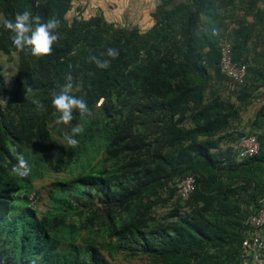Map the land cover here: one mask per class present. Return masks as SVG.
Returning <instances> with one entry per match:
<instances>
[{"label": "trees", "instance_id": "16d2710c", "mask_svg": "<svg viewBox=\"0 0 264 264\" xmlns=\"http://www.w3.org/2000/svg\"><path fill=\"white\" fill-rule=\"evenodd\" d=\"M72 1L0 0L4 18L27 10L41 22L60 20L52 53L41 58L17 49L0 24V51L18 55L11 90L0 68V264H113L98 237L152 264H243V207L254 202L252 214L264 200V134H255L260 147L252 157L238 158L239 138L231 156L218 147L254 102L255 120L264 118V61H247L257 48L254 32L264 28V0H169L146 30L100 14L68 18ZM228 17L236 29L227 28ZM225 40L234 61L247 65L235 102L218 90L229 82L219 69ZM110 47L119 52L114 60ZM93 55L110 67L97 68ZM68 75L71 95L90 111L61 124L69 135L76 124L83 128L75 148L48 129L59 116L51 93ZM18 153L30 165L27 177L13 172ZM45 169L70 177L52 183L38 214L31 188ZM189 174L197 187L181 200L176 187ZM159 203L170 210L162 221L151 214Z\"/></svg>", "mask_w": 264, "mask_h": 264}, {"label": "rangeland", "instance_id": "374dc122", "mask_svg": "<svg viewBox=\"0 0 264 264\" xmlns=\"http://www.w3.org/2000/svg\"><path fill=\"white\" fill-rule=\"evenodd\" d=\"M237 12L235 11V14ZM242 12H238L240 18H242ZM102 15V14H101ZM1 16V15H0ZM103 16V15H102ZM71 18V16H68ZM248 21H251V17H248ZM227 28L229 30L236 29L238 23L234 22L233 19L229 17L226 19ZM257 33V35H255ZM253 43L257 44V48L251 50V54L247 59L249 66L254 61H257L261 58V61H264V28L258 27L256 32L253 34ZM18 63V55L17 52H11L10 54H4L0 51V68L1 73L6 80V86L9 90L13 87V81L16 75V66ZM249 80L247 79V82ZM221 83V82H220ZM219 83V84H220ZM219 93L223 100H228L235 102V97L238 88L234 87L231 83L224 84L223 86L218 87ZM6 98V97H5ZM5 98L2 99L4 103ZM99 105V104H98ZM258 107V101L254 102L250 107L245 109L239 120L237 121V125L233 128H229L221 133V138L219 140L218 149L225 153L226 156H231L235 152V146L237 139L244 134L254 133V134H264V118L255 120V111ZM57 118L51 119L48 124V129L51 135L60 141L63 144H67L65 140L66 132L62 129L61 124H57ZM217 152V150H215ZM80 162L75 165H71L70 170L73 173H76L80 170L79 167ZM43 175L40 178H37L32 183V190L37 192V201L35 204V209L38 214L43 213L48 206V193L51 189L52 183L64 178H69L70 175H67L65 170H53V169H45L42 171ZM33 197V193L29 195V199ZM36 197V196H35ZM255 203L252 202L249 206L243 207V214L248 217V215L254 210ZM97 208V206H96ZM151 214L158 221L165 220L169 217L170 210L167 204L159 203L155 205L151 209ZM112 242L109 239L98 237L96 239V243L102 254L113 264H152L151 259L143 256L139 253L131 254L126 250L114 251L112 250ZM243 259V258H242ZM246 259L244 257V261L246 263Z\"/></svg>", "mask_w": 264, "mask_h": 264}, {"label": "clouds", "instance_id": "9594fccd", "mask_svg": "<svg viewBox=\"0 0 264 264\" xmlns=\"http://www.w3.org/2000/svg\"><path fill=\"white\" fill-rule=\"evenodd\" d=\"M0 24L12 32L11 37L14 45L21 51H28L32 56L37 58L48 56L52 53L53 44L58 40L56 30L60 27V20L50 18L46 22H41L40 16H32L30 11L25 10L17 13L15 20H10L0 16ZM106 55L111 59H116L119 52L115 48H108ZM89 61L95 63L97 68L107 69L110 67V60H101L96 56H90ZM5 81V79H4ZM72 76H67V83L59 85V91L51 93V106L55 112L59 113L57 124H69L76 118V113L80 116L90 114L87 103L82 98L71 95ZM6 89L9 90L7 87ZM7 98V97H6ZM83 132V128L76 124L71 129V135L65 134V140L69 147L75 148L79 141L75 137ZM17 165L13 168V172L21 177H27L31 168L23 154H17Z\"/></svg>", "mask_w": 264, "mask_h": 264}, {"label": "built area", "instance_id": "2783aa9c", "mask_svg": "<svg viewBox=\"0 0 264 264\" xmlns=\"http://www.w3.org/2000/svg\"><path fill=\"white\" fill-rule=\"evenodd\" d=\"M167 1L169 0H154L157 6ZM219 69L234 87L240 88L245 84L247 65L234 61L230 41L225 40L221 43ZM259 147V140L255 134L242 135L237 141L238 158L244 159L256 155ZM196 187L195 175L189 174L178 182L176 196L181 200H186ZM245 225L247 230L241 247L247 261L243 264H264V200L257 211L246 218Z\"/></svg>", "mask_w": 264, "mask_h": 264}, {"label": "crops", "instance_id": "0c3cea01", "mask_svg": "<svg viewBox=\"0 0 264 264\" xmlns=\"http://www.w3.org/2000/svg\"><path fill=\"white\" fill-rule=\"evenodd\" d=\"M156 7L154 0H73L67 16L88 18L102 14L106 21L115 25L138 26L146 30L153 24L151 14Z\"/></svg>", "mask_w": 264, "mask_h": 264}]
</instances>
